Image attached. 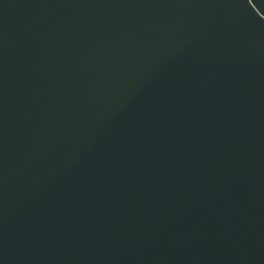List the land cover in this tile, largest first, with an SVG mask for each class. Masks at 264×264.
I'll return each instance as SVG.
<instances>
[{"label":"water","instance_id":"obj_1","mask_svg":"<svg viewBox=\"0 0 264 264\" xmlns=\"http://www.w3.org/2000/svg\"><path fill=\"white\" fill-rule=\"evenodd\" d=\"M0 264H264V0H0Z\"/></svg>","mask_w":264,"mask_h":264}]
</instances>
